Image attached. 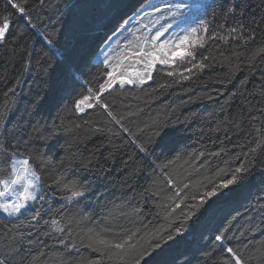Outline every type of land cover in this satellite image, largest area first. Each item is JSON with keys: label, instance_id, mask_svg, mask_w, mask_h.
Masks as SVG:
<instances>
[{"label": "trees", "instance_id": "1", "mask_svg": "<svg viewBox=\"0 0 264 264\" xmlns=\"http://www.w3.org/2000/svg\"><path fill=\"white\" fill-rule=\"evenodd\" d=\"M149 1L14 0L25 4L32 28L0 0V18L14 22L0 42V180L12 175L13 154L23 155L44 197L16 216L0 214V264H85L100 257L87 247V228L119 233L141 222L149 225L141 249L163 236L148 248L147 264H230L214 239L221 231L243 264H264V52L255 55L264 48V0H210L195 61L106 88L99 94L107 110L94 100L83 112L74 106L109 79L95 56ZM194 62L205 67L184 80L179 71ZM241 162L250 171L240 182L168 240L165 229L182 220L181 209L195 211L191 197L231 178ZM58 173L84 195L69 201L71 191L54 183ZM174 203L181 209L166 216Z\"/></svg>", "mask_w": 264, "mask_h": 264}, {"label": "snow or ice", "instance_id": "2", "mask_svg": "<svg viewBox=\"0 0 264 264\" xmlns=\"http://www.w3.org/2000/svg\"><path fill=\"white\" fill-rule=\"evenodd\" d=\"M11 8L16 9L19 14L25 19L26 24L29 27L35 28V25L32 24L31 18L27 15L26 6L24 3H16L14 0H8ZM40 3H43V0H40ZM206 5L201 3V0H180L178 3H170L166 2L164 4V9L161 10L159 7L156 8L157 12H161V16L159 19H164L166 22L160 25V28L156 30L155 34L151 36L152 44L154 48L152 51L143 52L144 58L147 60L145 65L146 68H155L156 64L164 66L175 65L177 60H185V58H191L192 61H195V57L197 53L194 50L186 49L185 45H191L192 41L190 40V34L197 33L198 31L207 32V29L204 28L206 24V20L203 18H198V14L204 11ZM229 12L235 11V6L230 7L228 9ZM187 17H192L193 22L197 25L196 27L189 28H181L179 33H175L173 37H169L168 40L161 42L158 46L156 45V41L160 40L161 37L165 35L170 29L175 27L179 28L180 25L177 21L181 18H184V22L187 23ZM13 21L9 19L8 16H4L0 18V42H4L7 38V34L10 32L13 27ZM241 28L244 26L241 25ZM238 28H232L231 32H238ZM147 39V38H146ZM247 39H254V36L249 35ZM49 45H51V40L46 41ZM201 47L203 45H200ZM143 51V50H141ZM159 52L160 54H157ZM264 52V48L258 49L255 55H259ZM104 60L102 63H108V53H104ZM139 55V54H138ZM254 58V57H253ZM203 59H207L204 57ZM205 65L202 62H194L191 63L190 66L185 64L182 69L179 71L180 76L187 80L189 76L184 75L185 72L191 73L195 68H203ZM106 75L109 77L104 83L99 85V88L93 92L92 89H88V95H84L83 98L74 101V106L80 112L85 110V107L91 109L94 107L91 100L95 101V105L98 107H102L104 109H108L109 105L101 103L102 96L99 94L106 90V88H111L119 79L120 85L124 84H133V79L125 78L123 76L117 77L113 72H106ZM168 76L176 75L174 71H168ZM139 83H145L143 77L137 76ZM148 79H151V73L148 74ZM163 87V85H161ZM87 102V103H86ZM107 114L112 116L115 120L116 117L113 116L111 111H108ZM119 123V120L116 121ZM102 131V129H99ZM257 147H259V143H257ZM143 150V148H142ZM256 148L253 147L251 149V153H255ZM5 152L4 147L0 145V154ZM16 154H13L15 156ZM35 159L34 157L32 158ZM32 164V160L30 159H22L16 160L13 163L12 175L13 178H9L6 180H0V185L3 186L7 191H0V197L7 198L13 192L16 194L15 201H10L8 203H0V210L5 212L8 216H16L17 214H21L22 210L25 209L29 202L35 201L36 199H43V196H39L34 192V188L38 186V182L40 177L37 175L36 171L30 166ZM250 171L249 168L245 167V164L241 162L240 166H238L231 178L223 180L219 184L213 183L206 191L202 194L197 193L191 197L193 201H198V204L193 203L190 208L195 209V211L189 210L187 213H184L183 209H181L180 203H174V206H166V216H170L171 213L175 212L176 209H181L182 220L178 223L172 222L168 229H165L167 233L168 240L174 241L175 237L173 236V231L177 236L182 235L185 230V222L192 219V217L196 216L197 212H199L200 208L208 203V200L213 197L219 198L222 195H226V193L221 192V189H229L230 186L235 185L240 182L243 176ZM239 174V176L237 175ZM56 181L63 183V187L67 190L71 191V196L67 197L69 201L81 197L84 195L82 191L76 190L75 183H64L63 182V174L58 173L56 175ZM169 184L172 183V180L169 179ZM14 185H19V189L14 187ZM189 184L185 183L183 185V189H188ZM176 197L180 196L179 192L174 193ZM185 207H189V205H185ZM38 216L39 213L37 212ZM36 217L34 216L33 219ZM57 221L55 219L52 220V225H56ZM98 225H93L92 227L87 228V247L92 249L94 252H99L100 257L95 260H88L85 264H141V261L144 260L145 264H147L146 258L151 255L148 251V248H152L155 250L160 247V242L163 239V236L157 238H153L151 242L148 243L146 248L140 247L138 244V240H140L149 228V225L141 222V229L132 230L126 229L119 233H113L107 229H99ZM63 231V229H60ZM215 241L220 244L222 251H225L228 255V259L230 264H243L241 256L237 254L236 251L232 247H224V241L227 239L226 235L223 231L215 236ZM83 242V241H82ZM179 259V258H178ZM184 264H190L189 260H185Z\"/></svg>", "mask_w": 264, "mask_h": 264}, {"label": "rangeland", "instance_id": "3", "mask_svg": "<svg viewBox=\"0 0 264 264\" xmlns=\"http://www.w3.org/2000/svg\"><path fill=\"white\" fill-rule=\"evenodd\" d=\"M210 0H201V3L206 5ZM166 2L170 3H178L180 0H150L146 5H144L137 16L133 17L128 23H126L120 30V32L112 39L110 43L104 45V47L100 50V52L95 56V61H103L104 60V53H108V63L106 66L109 69V72H113L118 78L123 76L125 78L133 79L134 83H139L137 76L143 77L145 82L148 80V74H152L155 72L156 68L160 65L159 63L156 64L155 68H146L145 65L147 60L143 56V52L152 51L154 45L151 41V36L155 34L156 30L160 28L161 24H164L166 21L164 19L158 18L161 16V12H157L156 8L159 7L161 10L164 9V4ZM206 8L204 11L198 14V18H203L206 20V24L204 28L207 27V16H206ZM180 27H174L170 29L160 40L156 41V45L158 46L161 42L166 41L169 37H173L175 33H179L181 28H189V27H196L197 25L193 22L192 17H187V23L184 22V18H181L177 21ZM131 33L136 34L137 41L132 43L131 47H128L127 37ZM206 33L204 31H198L197 33L190 34V40L192 41L191 45H185L186 49H193L198 47L203 42ZM147 38V39H146ZM143 50V51H141ZM139 54V55H138ZM157 54H160L157 52ZM163 66V65H161ZM120 85L119 79L117 82L112 85L111 88ZM92 102V101H91ZM87 103V102H86ZM28 159L27 157L16 154L14 156V162L16 160ZM33 170L35 168L33 165H30ZM36 171V170H35ZM37 173V172H36ZM38 175V174H37ZM13 178L14 176L11 175L10 177L6 178ZM2 179V180H6ZM17 189H19V185H14ZM40 189L39 182L38 186L34 188V192L38 194ZM0 191H7L0 185ZM16 194L13 192L7 198L0 197V203H8L10 201H15ZM31 202H29L28 206ZM27 206V207H28ZM0 214L3 216H8L5 212L0 210Z\"/></svg>", "mask_w": 264, "mask_h": 264}, {"label": "crops", "instance_id": "4", "mask_svg": "<svg viewBox=\"0 0 264 264\" xmlns=\"http://www.w3.org/2000/svg\"><path fill=\"white\" fill-rule=\"evenodd\" d=\"M131 35H132V36H131L132 43L136 42V41H137V37H136L137 35L134 34V33H132Z\"/></svg>", "mask_w": 264, "mask_h": 264}]
</instances>
